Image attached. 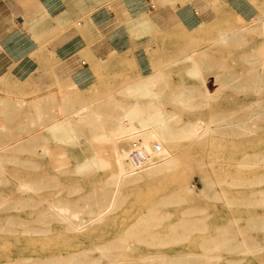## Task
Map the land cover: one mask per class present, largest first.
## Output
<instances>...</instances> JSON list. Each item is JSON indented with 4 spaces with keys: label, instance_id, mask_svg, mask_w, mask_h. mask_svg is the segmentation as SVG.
I'll list each match as a JSON object with an SVG mask.
<instances>
[{
    "label": "rangeland",
    "instance_id": "rangeland-1",
    "mask_svg": "<svg viewBox=\"0 0 264 264\" xmlns=\"http://www.w3.org/2000/svg\"><path fill=\"white\" fill-rule=\"evenodd\" d=\"M72 1L79 31L120 0ZM136 1L179 20L141 35L128 20L126 44L66 83L35 84L41 68L1 80L0 264H264V0ZM153 73L140 140L92 146Z\"/></svg>",
    "mask_w": 264,
    "mask_h": 264
},
{
    "label": "crops",
    "instance_id": "crops-1",
    "mask_svg": "<svg viewBox=\"0 0 264 264\" xmlns=\"http://www.w3.org/2000/svg\"><path fill=\"white\" fill-rule=\"evenodd\" d=\"M73 3L72 0H0V82L5 80L8 83L14 80L17 84L20 72L41 68L45 71H38L39 76L36 77L35 84L44 86L66 83L83 72L85 65L83 57L88 59L84 68L89 70L95 64L106 62L119 47L121 48V44H126L128 20H136L133 28H138L140 35L141 32L156 33V30L160 32L168 29L170 24L179 20L177 12L170 5L150 11L151 15L147 16L142 15L144 11L142 6L137 7L139 3L136 0H120L113 3L109 9L100 11L98 7L94 9L90 17V22H94L90 26L76 23L81 27L78 31L73 27L68 28V23L73 20L72 10L71 8L68 10V7ZM192 6L199 9L204 18L210 17V12L204 5L197 3ZM24 22L29 23L27 29L30 33L28 32L27 36L33 35L35 40L24 41L26 39L22 27ZM179 28H183L182 22L173 24V27L169 28L170 33H175ZM29 52H32L31 55L25 57ZM160 76V73H153L124 88L128 102L117 117H123L131 109H136L142 116L132 122L138 131L137 135L115 143L140 140L143 133L141 126L145 128L143 122L150 114L148 111L160 106L158 100L161 89L157 91L156 88ZM58 102H60L59 116H68L66 111L64 114L61 113L63 109L65 110L63 100L58 99ZM94 159L96 157L93 161ZM96 169L100 173L111 171V161L110 168L106 171Z\"/></svg>",
    "mask_w": 264,
    "mask_h": 264
},
{
    "label": "bare ground",
    "instance_id": "bare-ground-1",
    "mask_svg": "<svg viewBox=\"0 0 264 264\" xmlns=\"http://www.w3.org/2000/svg\"><path fill=\"white\" fill-rule=\"evenodd\" d=\"M147 4L149 5V8L150 9H155L156 6L155 4L151 3V0H146ZM263 17V16H262ZM235 42V41H234ZM197 71V70H196ZM198 73V72H197ZM229 75V74H228ZM127 93V92H126ZM150 95V94H149ZM129 96V95H128ZM130 97V96H129ZM157 98V97H156ZM140 110V109H139ZM143 114V113H142ZM142 115L140 114V112H138L136 109H131L129 110L123 117L120 118V122L115 125L112 129L108 130L107 132H102V133H99V134H95L93 135L92 139H91V143H92V146L93 145H97L100 146L99 148H101L102 146H106L109 147V144L110 143H115L116 141L118 140H123V139H128V138H132L134 137L135 135H137V130L134 128V126L132 125V122L133 121H136L138 120ZM144 116V115H143ZM155 121L153 116H150L148 119H147V122L148 121ZM60 122V121H59ZM145 123L146 121L144 122V126H145ZM157 124V123H156ZM155 125V124H154ZM160 125V124H159ZM157 126V125H156ZM167 129V128H166ZM51 132L58 136V140L59 141H63V142H66V141H70V140H73L76 136L73 135V133H71L69 130L65 129L64 127H62L61 125H53L51 128H50ZM71 130V129H70ZM155 134V133H154ZM146 136V135H145ZM147 137V136H146ZM78 141V140H77ZM106 143H105V142ZM90 142V141H89ZM90 143V144H91ZM61 144V143H60ZM65 143H63L62 145H64ZM111 144V145H113ZM110 145V147H111ZM96 147V148H97ZM113 148H114V145H113ZM101 151V150H100ZM45 152V155L47 153V150H44ZM43 153V151H42ZM101 153V152H100ZM41 154V152H40ZM44 155V156H45ZM109 155V154H108ZM263 162V160H262ZM55 164V163H53ZM57 164V163H56ZM96 168H98L100 170V167H101V164L102 161L100 160H96V161H93L92 163ZM263 164V163H262ZM61 169V168H60ZM58 170V169H57ZM113 173H116V172H113ZM111 177V176H110ZM110 178L108 177V180ZM106 180V179H105ZM34 193V192H33ZM4 204V203H3ZM2 204V205H3ZM73 209V208H72ZM57 215V214H56ZM60 215V214H59ZM39 216V215H38ZM55 216V215H54ZM89 218V217H88ZM50 222V221H49ZM241 241V239H240ZM101 248V247H100ZM99 250V249H98ZM87 260V259H86Z\"/></svg>",
    "mask_w": 264,
    "mask_h": 264
}]
</instances>
